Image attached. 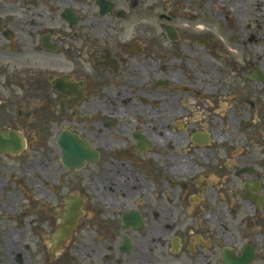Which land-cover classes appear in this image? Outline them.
Returning <instances> with one entry per match:
<instances>
[{
  "label": "flooded vegetation",
  "instance_id": "1",
  "mask_svg": "<svg viewBox=\"0 0 264 264\" xmlns=\"http://www.w3.org/2000/svg\"><path fill=\"white\" fill-rule=\"evenodd\" d=\"M234 22L0 0V264H264V71Z\"/></svg>",
  "mask_w": 264,
  "mask_h": 264
},
{
  "label": "rangeland",
  "instance_id": "2",
  "mask_svg": "<svg viewBox=\"0 0 264 264\" xmlns=\"http://www.w3.org/2000/svg\"><path fill=\"white\" fill-rule=\"evenodd\" d=\"M228 4L229 11L234 15V27H240V39L245 42L243 45L239 42L237 47L242 55L232 54V58H251L264 71V0H228ZM232 69L233 67L228 68L229 71Z\"/></svg>",
  "mask_w": 264,
  "mask_h": 264
},
{
  "label": "water",
  "instance_id": "3",
  "mask_svg": "<svg viewBox=\"0 0 264 264\" xmlns=\"http://www.w3.org/2000/svg\"><path fill=\"white\" fill-rule=\"evenodd\" d=\"M1 135L3 137L5 136V139H8L9 141L14 142V144H15L14 148H16V146L18 147L20 145V140L16 135H15V137H13L12 133H4V134L1 133ZM12 142H9V144L11 145ZM5 148H7V147H5Z\"/></svg>",
  "mask_w": 264,
  "mask_h": 264
}]
</instances>
